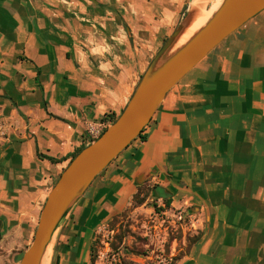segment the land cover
<instances>
[{
    "label": "crops",
    "instance_id": "0c3cea01",
    "mask_svg": "<svg viewBox=\"0 0 264 264\" xmlns=\"http://www.w3.org/2000/svg\"><path fill=\"white\" fill-rule=\"evenodd\" d=\"M193 6L0 0V126L8 134L0 154V247L8 254L0 264H20L89 129L121 115ZM145 133L64 220L56 240L61 234L68 243L55 249L58 264H90L96 230L140 188L191 215L200 239L176 264H264V11L168 93Z\"/></svg>",
    "mask_w": 264,
    "mask_h": 264
},
{
    "label": "water",
    "instance_id": "95a60500",
    "mask_svg": "<svg viewBox=\"0 0 264 264\" xmlns=\"http://www.w3.org/2000/svg\"><path fill=\"white\" fill-rule=\"evenodd\" d=\"M203 6L204 3L200 6L197 0L186 12L151 61L121 115L62 172L47 196L32 242L20 264H42L61 224L97 177L140 136L168 93L189 72L230 35L264 11V0H222L208 22L185 44L174 49L195 18L202 15Z\"/></svg>",
    "mask_w": 264,
    "mask_h": 264
},
{
    "label": "rangeland",
    "instance_id": "374dc122",
    "mask_svg": "<svg viewBox=\"0 0 264 264\" xmlns=\"http://www.w3.org/2000/svg\"><path fill=\"white\" fill-rule=\"evenodd\" d=\"M204 2L206 3L202 15L211 10L216 0H204ZM7 139V132L0 126V154ZM146 194V200L142 205L133 201L125 212L117 216V224L113 229L109 224L111 220L96 230L94 240L98 239V245L94 264H176L184 256L188 246L200 239L199 234L191 231V215L172 205L166 207L164 200L153 198L149 190L143 189L141 197ZM71 212L72 210L67 217ZM62 226L63 223L59 229ZM120 234L123 236L122 242L116 238ZM55 240L56 235L47 251L46 261L49 262L50 258V264L59 263L55 249L68 243V239L61 238V234L56 243ZM112 244H116L119 249L114 250ZM3 248L0 247V259L3 254H8L7 249ZM15 253L13 251L12 255Z\"/></svg>",
    "mask_w": 264,
    "mask_h": 264
},
{
    "label": "trees",
    "instance_id": "16d2710c",
    "mask_svg": "<svg viewBox=\"0 0 264 264\" xmlns=\"http://www.w3.org/2000/svg\"><path fill=\"white\" fill-rule=\"evenodd\" d=\"M112 119V123L117 120V118H111ZM146 131V128L143 130V132L140 134V136L137 138V139H140L141 141H146L147 140V134L145 133ZM136 139V140H137ZM81 151H79L77 154H79ZM77 154L75 156H77ZM74 156V158H75ZM40 157H43V156H40ZM73 158V159H74ZM50 161L52 162H57L56 160L54 159H50ZM143 190V188L139 189L138 190V193L134 196V201L136 202V204L138 205H142L145 200H146V197H147V194L143 197H141V191ZM166 207H170L171 206V200H165L164 201ZM119 216V215H117ZM117 216H115L112 221L109 223L110 224V227L113 229L115 227V225L117 224ZM116 238L119 240V242H122V239H123V236L120 234V235H117ZM97 245H98V239H95L93 242H92V245H91V248H90V256H91V259H90V264H94L95 263V260H96V257H97ZM113 245V248L114 250H118L119 247H117L116 244H112Z\"/></svg>",
    "mask_w": 264,
    "mask_h": 264
},
{
    "label": "bare ground",
    "instance_id": "6f19581e",
    "mask_svg": "<svg viewBox=\"0 0 264 264\" xmlns=\"http://www.w3.org/2000/svg\"><path fill=\"white\" fill-rule=\"evenodd\" d=\"M192 2H193V4H195L197 2V0H192ZM221 3H222V0H216L213 7L210 8L211 10L209 9L210 10L209 12L207 11V13L200 15L199 17L195 18V20L192 22V24L190 25L188 30L180 38V40L178 41V43L176 44L174 49H177L180 46H182L183 44H185L194 33H196L200 28H202L208 22V20L212 17L214 12H216L218 10ZM206 6H207V4H206ZM47 255H48V253L46 252V254L43 258L42 264H48L49 263L46 261Z\"/></svg>",
    "mask_w": 264,
    "mask_h": 264
},
{
    "label": "built area",
    "instance_id": "2783aa9c",
    "mask_svg": "<svg viewBox=\"0 0 264 264\" xmlns=\"http://www.w3.org/2000/svg\"><path fill=\"white\" fill-rule=\"evenodd\" d=\"M111 124L112 123L105 122L104 124H101L98 127H91L88 131V144L97 140Z\"/></svg>",
    "mask_w": 264,
    "mask_h": 264
}]
</instances>
